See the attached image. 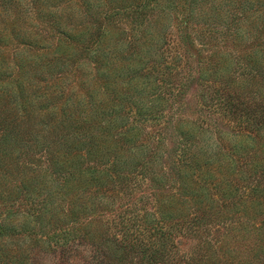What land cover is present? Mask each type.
I'll return each instance as SVG.
<instances>
[{
    "label": "trees",
    "instance_id": "1",
    "mask_svg": "<svg viewBox=\"0 0 264 264\" xmlns=\"http://www.w3.org/2000/svg\"><path fill=\"white\" fill-rule=\"evenodd\" d=\"M31 1L40 3L39 7L43 4L40 0ZM124 13L127 14L125 24L112 22L113 17ZM74 14L88 22L93 37L84 41L85 44L77 45L76 40L83 25L76 28L75 36L70 39L68 33L61 32L57 26L59 22H56L53 52H60V46L65 45L68 50H75L79 46L88 53L100 52L106 46V56L114 57L116 47L123 44L126 54L131 58L138 52L134 48L137 43L143 44L150 40H155L158 52L163 51L168 43L170 29L178 28L179 36L174 47L178 51L175 56L182 55L185 65L190 58H194L199 65L197 77L193 80L199 87L198 100L202 104L206 103L210 96L208 91L213 87L217 88L215 92L225 91L223 102L218 104L217 109L222 116H227L226 121L233 128L242 125V131L237 129L235 132L239 134H234L241 137L237 140L229 138L232 136L223 131L217 132L213 140L211 136H202L192 126L190 117L184 115L186 111L173 108L167 112L172 124L169 139L174 141L167 152L161 154L162 138H157L156 144L151 145L153 138H142L137 127L123 120L121 112L126 106L133 107L137 114L149 118L165 117L166 110L158 106L160 104L154 106V103L158 102L161 92L166 96L171 95L170 91L160 92L159 89L167 75H170V71L166 72L165 69H169L172 62L150 64V71L144 70L146 79L142 82V88L133 86L132 78L127 75L120 85L123 93L119 94L116 87L107 91L106 100L99 102L98 106L61 103L57 107L52 104L50 110H58V115L44 122L41 130L45 149L34 153L27 151V148L40 132L34 137L30 129L19 135L14 132L18 121L13 119L17 111L21 113L19 121L25 124L24 118L28 117L29 109L25 105L16 108L12 104L15 112L6 110L0 99V208H5L3 212L10 210L18 200L15 198L17 192H28L31 197L34 194L42 196L36 202L42 212L32 216L33 220L22 222L19 230H14L19 251L15 249L13 253H18V256L5 254L4 249L10 248L1 244V237L7 236L4 223L8 217H0V264H11V260H18L19 264H36L34 260L38 254L51 257L53 260L49 264H225L224 260L234 262L233 259L238 255H234L237 248H242L243 252L253 250L255 247H251V244H258L261 241L260 234L264 232V214L257 210L254 215L247 217L245 208L250 195L260 197L264 193V184L261 182L264 179L262 110L254 108L250 112H243L238 95L231 96L229 93L228 78L232 73V60L237 56L250 69L252 78L263 79L264 82V0H81L79 15L77 12ZM58 19L55 16V21ZM194 42L199 48H195ZM210 42L212 48L202 58L200 55ZM235 51L241 55L232 54ZM103 58L104 54L101 53L92 63L97 72ZM151 75L156 79L151 80ZM104 79L110 85L113 84L111 75L107 74ZM180 80V86L184 85L183 82H191L188 69L183 68ZM241 87L247 86L243 83ZM102 89L105 90V87ZM6 93L4 100L10 97L14 100L12 92ZM247 94L254 102L260 100L262 103L264 86L253 87ZM197 105L198 102H195L193 111ZM45 109L47 105L43 112ZM5 111L13 119L2 116ZM130 131L133 133L128 134ZM108 140L114 146L112 153L103 151ZM193 143L195 150L191 154L195 157L193 160H197L194 166L182 160ZM129 154L141 157L128 166L125 163L129 161ZM7 158L12 160L9 169L3 168ZM160 159H163L162 162ZM56 160L61 161V168L50 169ZM80 162L86 164L77 167ZM155 162L160 166L158 176H153L149 171V166ZM118 163L121 164L119 168ZM27 170L34 175L25 176L24 171ZM147 179L149 182L145 187L151 191L134 201L146 202L149 212L135 216L132 220L136 223L135 227L142 226L143 231L134 230L135 234H131L121 227L123 230L120 229V234L110 236L107 232L106 236L102 222L107 219L103 216L98 218L95 203L103 200L104 193H114L123 188L124 183L127 185L124 188L130 189ZM53 186H56L57 191L53 194L58 196V202L44 198L41 194ZM8 188L10 192L7 198H2ZM88 203L93 205L87 206ZM61 204L67 205L64 212L57 209ZM177 204L188 208L193 214L211 210V216L207 218L200 215L191 219L181 214L176 208ZM135 207V202L127 205L128 209L118 212L117 218L133 214ZM50 212L51 215H48ZM57 212L60 215L55 216ZM80 219L86 220L85 224L79 222ZM193 222L201 226L214 224L229 234H223L224 241L231 235L234 241L228 245L225 242L218 245L216 248H221L224 243L226 246L224 252L219 254L211 241L200 237L190 246L191 249L179 252L174 237L186 224ZM251 231L252 234L249 233ZM206 232L209 233V229ZM254 232L257 233L253 236ZM74 235L79 237V241L71 244ZM87 244L89 248H86ZM211 250H214L213 256Z\"/></svg>",
    "mask_w": 264,
    "mask_h": 264
},
{
    "label": "rangeland",
    "instance_id": "2",
    "mask_svg": "<svg viewBox=\"0 0 264 264\" xmlns=\"http://www.w3.org/2000/svg\"><path fill=\"white\" fill-rule=\"evenodd\" d=\"M40 1H42L43 4L39 7L40 3L34 4L31 0H0V99L3 101V104L1 102L0 103L6 110H11L12 112H15L12 104H15L16 108L20 105H25L29 109L27 112L28 117L26 119L24 118L25 124L23 121H19V115H21V113L18 111L14 119L12 115L6 114L7 111L3 112L2 116L18 121L14 127V132L18 135L19 133H26V129L31 130L30 132L33 133L32 137H34L37 132H40V135L37 134V137L33 138L32 141L29 142L27 151L34 153L45 149L41 127L49 118L58 115V110L55 112L50 110V106L52 104L57 105V107L61 103H65V105H75V103H81V105L84 106L87 104H95L98 106L99 102L106 100L107 91L116 87L119 94L123 93L120 85L123 84L122 81L126 79L127 75H130L132 78L133 86L142 88V82L146 79L144 70L146 69L150 71L148 68L152 63L159 65V63L165 64L172 62L169 69H165L166 72L170 71V75H167L164 84H162V88L159 89L160 92L164 91L167 93L170 91L171 95L166 96V94L161 92V96L158 98L159 100L157 99L158 102L154 103V106L160 104L158 106H162L166 110L165 112L173 108L186 111L184 115L190 117L189 121L192 122V126L197 130V132L200 135L202 134V136H211L212 140L215 139V135L220 131L227 132L228 135L232 136L229 138H236L237 140L241 137L240 135L234 134H239L235 132L237 129L238 131H242L240 129L242 128V125H237L233 128V125L226 121L227 116H222L217 109L218 104L223 102L225 91L218 90L215 92L217 88L213 87L214 89L211 88L208 91L210 96L208 97V101L206 103L204 102V104H202V102L198 100L199 97H197V94H199V87H197L193 80L197 77L199 65L194 61V58L187 60L185 65L183 64L185 63V60L183 62L182 55L175 56V52L178 51L177 48L174 49L176 37L179 36L178 28L170 29L167 38L168 43L165 45V49L161 52H158L155 40L143 42V44L137 43L134 48H136L138 52L132 55L131 58H129L126 54V46L123 44L116 47L114 57L106 56L108 53V47L104 46V48L100 49V52L104 54V58L101 68L97 72L92 63L100 57L101 53L99 51L89 52V54L88 51L85 52L81 50L79 46L75 50H68L65 45L64 47L60 46V52L59 50H57V52H53V48L56 45L54 42L56 39L55 34H57L55 33V28H57V26H59L63 34L68 33V37L71 39V36H75L74 33L77 30L76 28L82 24L83 29L78 35V40H76L78 42H76L77 45L85 44L84 41L93 37V30L90 29V26H87L88 22H84L80 19L81 17L79 18V16L74 14L77 12L79 15L81 0ZM37 8L40 9L37 10ZM68 13L74 15L68 17ZM126 15L127 14L124 13L120 14L117 18L113 17L112 22L125 24ZM55 16L59 17L56 21ZM56 22H59L57 26H55ZM194 46L196 49L199 48L198 44L195 42ZM211 46L212 42L204 48V51L200 55L202 58L206 57L208 51L212 48ZM63 51L65 52L58 54ZM160 53L161 55L158 57ZM232 54L237 55L240 53L235 51L232 52ZM235 57L236 59L232 60V66L230 67L232 73L228 78L229 93L231 96L234 94L238 95L241 102V110L243 112H250L254 108L262 110V116L260 118L261 124L263 125L264 101H262V103L260 100H256V102H254L250 95L247 94V92L253 87L255 89L256 86L263 88V79L260 80L256 77L252 78L251 74H249L250 69L246 67L244 61L237 56ZM183 68L188 69L189 81L191 82H183L184 85L180 86ZM107 74L111 75L113 78L111 79V82L113 83L112 85H110L109 81L104 79ZM150 77L152 78L151 80L156 79L154 75H151ZM243 83L247 87H241ZM101 84L105 87V90L102 89L103 87H101ZM87 87H89V89L86 92ZM146 89L149 90V87L146 86ZM6 92H12L11 96H15L14 100H12L11 97L10 99L6 98L4 100V97L7 94ZM145 102L148 104L147 100H145ZM195 102H198V105L196 110L193 111V105ZM46 105L47 109L43 112ZM121 115L123 120L125 119L128 125L138 128L142 138L147 140L148 136L153 138L151 145L156 144L155 140L157 138H162L163 144L159 150L161 154H165L170 145L173 144L174 140L169 139L172 135V130L170 128V125L172 124L171 120L168 119V116H170L168 112L165 114L164 118L153 119L152 116L149 118L146 115L137 114L133 107L126 106L122 110ZM4 117L3 119H5ZM131 133H133V131H130L128 134ZM193 141L196 143L195 140ZM194 143L193 145L190 144L188 146L190 147L192 145L190 149L186 151L184 159H182L184 162H189L192 166H194V163L197 162V160H193L195 157L191 154L195 150L193 148L195 145ZM151 145H149V147H151ZM113 147L112 142L108 140V142H105V145L103 146V151L108 150L112 153ZM195 153L198 152L195 151ZM104 156H106V154ZM140 157L141 155L132 156V154H129L127 156V160L129 161L126 162L125 165L132 166L138 158L140 159ZM162 160L163 159H160L161 162ZM60 162V160H56L54 166L50 169H60ZM11 163L12 160H8L7 158L3 168L9 169L10 166L12 167ZM81 164L84 165L86 163L80 162L77 167H80ZM118 164L119 165H117V167L119 168L121 164ZM149 171L153 173V176H158V173L160 172L158 162L152 163L149 166ZM24 175L31 177L34 173L27 170L24 171ZM133 175L134 173L132 176ZM148 182L149 181L147 179L146 182H140L136 185L134 184L135 180H133L132 184L134 185L130 189L124 188L127 186L124 183L122 185L123 188L115 190L114 193H104L103 200L100 199L99 203H95L97 206L95 207V209H97L95 213L98 218L103 216L107 219L102 222V226L106 229V236L107 232L110 236L120 234V229L122 228H125V231H128L131 234H135L133 233L134 230L143 231V227H135L136 223L132 220H134L135 216H140L145 212H149V208L147 207L146 202L134 200H139L141 196L148 195V192L151 191V189L145 187ZM261 182L264 184V179L261 180ZM192 186L196 188V185L193 184ZM55 187L56 186H53L48 189V192L41 194L44 198H50V200L58 202V196L53 194L57 191ZM9 192L10 189H6V192L3 193L1 197L7 198ZM210 192L214 193L213 191ZM28 194V192L23 194L17 192V194H15V198L18 200L14 203L13 207L8 210L10 212H3L2 210L5 208H0V217H8V220L4 223V225L7 226V236L1 237V244L10 248L4 249L5 254L9 256L13 254L18 256V253L15 254L13 252L15 249L19 251V242L15 241V238L17 237L13 235L14 230H19L22 226V222L28 221V219L33 220L32 216L42 212L36 205V202L40 201L42 196L37 197L36 194H34L33 197H31L28 196ZM262 194L263 196L260 197H255L254 195L249 196V200H247L245 208L247 217L254 215L257 210L262 211L264 214V193ZM20 199L22 200L19 201ZM111 200H113L115 204H113ZM132 202H135L136 204L135 212L130 215L127 214L123 218H117V213L122 212L124 209H128L127 205ZM91 204L92 203H88L87 206ZM66 206L67 205L61 204L59 208L57 207V209H61V211L64 212ZM142 206H144V209L139 211ZM176 208L181 211V214L189 216L191 219H196L200 217V215H205L207 218L211 216V210H206L202 213L196 212L193 214L188 208L184 209L179 204L176 205ZM44 214H46L45 211ZM48 215H51V212ZM54 215L58 216L60 215V212H57ZM79 222L85 224L86 220L83 221V219H80ZM188 228L191 229L185 233ZM208 229L209 233L206 232ZM192 233H194V235ZM249 233L252 234V231ZM255 233L257 232H254L253 236ZM223 234H226V232L223 229L217 228L214 224L201 226L198 225L197 222H193L191 224H186L185 228H183L182 231L174 237V244L177 245L179 252H185L186 250L191 249L190 246H192V244H194L195 241L201 237V239L211 241L212 246H215V249L220 254L221 252H224L226 248L225 243L228 245L234 241V236L232 235L231 238L227 236L224 241ZM226 235L229 234L227 233ZM74 236L75 237L71 241V244H76L79 241V237L76 235ZM260 236L261 241H259L258 244H251V247H255L253 250L243 252L242 248H237L238 252L235 251L234 255H238L233 259L234 262L224 260L223 263L235 264V262H238L240 264H264V232L263 234H260ZM81 242L83 241L81 240ZM223 242L225 243L221 248H216ZM230 247L235 248L233 245ZM86 248H89L88 244ZM211 251L213 256L214 250ZM51 260H53L51 257L38 254L34 262L36 264H49ZM9 262L11 264H19L18 260H11Z\"/></svg>",
    "mask_w": 264,
    "mask_h": 264
}]
</instances>
